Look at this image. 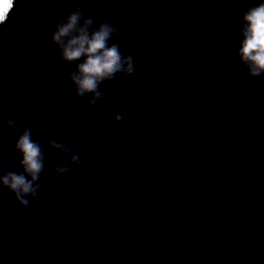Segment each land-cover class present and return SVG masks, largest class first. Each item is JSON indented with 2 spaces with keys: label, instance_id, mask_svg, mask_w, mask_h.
<instances>
[{
  "label": "clouds",
  "instance_id": "1",
  "mask_svg": "<svg viewBox=\"0 0 264 264\" xmlns=\"http://www.w3.org/2000/svg\"><path fill=\"white\" fill-rule=\"evenodd\" d=\"M17 2L18 0H0V25L9 20ZM79 20L80 12L77 10L65 21L58 22L52 39L53 43L59 46L62 59L72 62L85 57L78 65L79 74H74L72 79L78 95L94 93V99L90 101L94 104L96 98L102 95L97 90L100 82L112 79L118 72L135 75L136 67L132 54H122L116 44L108 46V40L116 31L113 25L104 23L98 30L89 34L88 25L91 24V20L86 21L84 26L77 27ZM243 21V39L239 56L248 66L250 75L259 77L264 74V0H259L257 6L250 8L244 14ZM123 116L124 113L118 114L115 119L119 121ZM5 122L9 125L14 124V121L10 120ZM54 146L62 148L65 153L70 152V149L63 145ZM16 149L23 157L21 161L23 172L20 174L9 172L0 176V185L13 193L25 211H30V199H35L39 194L40 185L37 181L43 169L40 146L32 140L30 130L25 128L17 139ZM70 158L79 165L80 161L76 154H71ZM57 171L63 173L67 169L60 166Z\"/></svg>",
  "mask_w": 264,
  "mask_h": 264
}]
</instances>
